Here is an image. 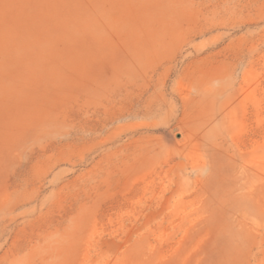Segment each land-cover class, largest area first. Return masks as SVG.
Instances as JSON below:
<instances>
[{
  "label": "rangeland",
  "instance_id": "obj_1",
  "mask_svg": "<svg viewBox=\"0 0 264 264\" xmlns=\"http://www.w3.org/2000/svg\"><path fill=\"white\" fill-rule=\"evenodd\" d=\"M0 264H264V0H0Z\"/></svg>",
  "mask_w": 264,
  "mask_h": 264
}]
</instances>
